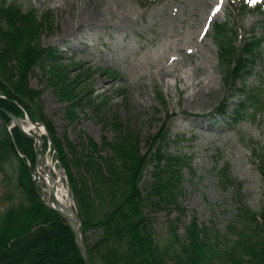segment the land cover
I'll use <instances>...</instances> for the list:
<instances>
[{
	"label": "rangeland",
	"instance_id": "374dc122",
	"mask_svg": "<svg viewBox=\"0 0 264 264\" xmlns=\"http://www.w3.org/2000/svg\"><path fill=\"white\" fill-rule=\"evenodd\" d=\"M9 2L37 12L39 23L43 22L40 47H55L62 56L46 58L44 63L51 70L37 67L30 75V86L41 91L40 111L53 122L67 156L73 157L67 144L71 142L79 155L87 149L107 157L105 142H114L129 131L138 134L140 152L145 155L149 135L166 123L164 151L191 157L193 164L184 169L179 206L153 214L157 242L168 239L175 225L184 240L187 225L196 220L211 236L219 234L223 247L233 244L236 237L228 227L241 224L239 208L244 204L257 213L264 208V167H258L253 156L255 151L264 152V113L262 107H251L238 120H234L238 116L218 115L212 119L220 105L228 104L232 114L244 99L224 80L212 33L216 23L237 25L240 36L235 44L241 46L253 34L264 35V11L243 12L234 0ZM261 45L264 56V41ZM57 65H64L69 79L76 81L73 93L61 87ZM243 82L239 79V86ZM245 82L263 95L262 62L253 66ZM90 140L99 145L98 152L92 150ZM45 152V148L40 151ZM226 165L231 177L224 188L217 173ZM153 166L145 172V188L152 181ZM3 178L0 174V212L25 203L28 196L22 186L7 188ZM179 207H185V214ZM253 227L250 236L264 238V232ZM98 233L88 231L90 241Z\"/></svg>",
	"mask_w": 264,
	"mask_h": 264
},
{
	"label": "trees",
	"instance_id": "16d2710c",
	"mask_svg": "<svg viewBox=\"0 0 264 264\" xmlns=\"http://www.w3.org/2000/svg\"><path fill=\"white\" fill-rule=\"evenodd\" d=\"M237 2L243 12L264 11V1L256 6L251 0ZM42 25L34 9L26 12L17 2L0 0V108L21 118L28 113L32 121L46 124L69 178L92 264H264V238L250 236L253 226L264 232V208L257 213L243 204L238 212L241 226L235 223L228 227L236 240L225 247L219 234L211 236L196 220L187 225L184 240L175 225L170 228L168 239L157 242L153 214L172 212L179 206L186 179L184 169L193 164L191 157L164 151L169 133L166 123L158 133L149 135L145 155L140 152L138 134L129 131L114 142H105L107 157L89 153L86 147L87 152L79 155L77 146L71 142L67 144L73 157L67 156L53 122L42 112L41 91L30 86V75L37 67L51 70L44 63L46 58L62 57L55 47H40ZM212 35L219 47L225 82L244 95L233 109V116L228 114L225 103L215 114L238 116L234 119L238 120L251 107L252 110L262 107L264 113V93H257L245 82L258 61L264 68L261 51L264 35L253 34L238 46L235 41L240 36V27L227 22L216 23ZM64 67L57 65L55 72L65 93L70 90L73 93L76 88ZM239 79L244 81L240 86ZM11 122L0 111V174H4L7 188L22 186L28 196L25 203L0 212V264H85L72 227L40 199L39 186L29 165V161L36 160L34 141L16 127L10 130ZM89 143L94 152L99 151L97 143L93 140ZM256 153L253 156L258 167L263 168L264 152ZM150 166H153L152 181L145 188L142 182ZM217 175L226 188L231 177L229 166L220 168ZM179 208L185 214V207ZM90 230L99 231L95 240L90 241L91 236L87 235Z\"/></svg>",
	"mask_w": 264,
	"mask_h": 264
},
{
	"label": "water",
	"instance_id": "95a60500",
	"mask_svg": "<svg viewBox=\"0 0 264 264\" xmlns=\"http://www.w3.org/2000/svg\"><path fill=\"white\" fill-rule=\"evenodd\" d=\"M0 110L2 112L6 113L7 115H9L10 118H12L14 126L21 129L22 132L24 131V129H22V127H21V119L17 115H15L14 113H10L9 111L5 110L4 108H0ZM54 202H55V207H52V206L51 207L56 212H58L63 217V219H65L67 221L68 224H70L72 226L74 233L76 235L77 245L80 248L82 258H84V260H85V264H92L90 258L87 255L86 246H84L83 235L81 234V223H80L79 214L75 211V209L71 205H70V207L63 205L64 210L60 211L57 208V206H59V204L55 201V199H54Z\"/></svg>",
	"mask_w": 264,
	"mask_h": 264
},
{
	"label": "bare ground",
	"instance_id": "6f19581e",
	"mask_svg": "<svg viewBox=\"0 0 264 264\" xmlns=\"http://www.w3.org/2000/svg\"><path fill=\"white\" fill-rule=\"evenodd\" d=\"M74 83H76V81H74ZM74 87L78 88L75 84H74ZM21 126L27 132L28 131H34L36 129V126L27 120H24L23 123H21ZM39 134L44 135V131L41 128L39 129ZM40 170L43 171V169H40ZM42 175L46 179L47 186L45 188V191H46V195H47L48 200L51 201V198H52L51 193L53 192L54 193V199L59 204V206H57V208L60 211L64 210L63 205L70 207L69 191L67 190V187L64 183V180L59 177V174L57 173L58 176L56 177V180H54V181H50V179L48 178V174L44 173V171H43ZM54 206H55V203H54Z\"/></svg>",
	"mask_w": 264,
	"mask_h": 264
}]
</instances>
